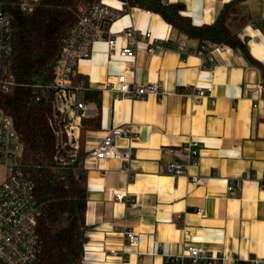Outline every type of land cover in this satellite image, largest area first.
I'll use <instances>...</instances> for the list:
<instances>
[{"label":"crops","instance_id":"obj_1","mask_svg":"<svg viewBox=\"0 0 264 264\" xmlns=\"http://www.w3.org/2000/svg\"><path fill=\"white\" fill-rule=\"evenodd\" d=\"M231 1L163 0L183 3L195 25L214 23ZM102 2L120 12L124 8L120 0ZM243 16L250 22L238 29L239 37L261 66L229 46L216 51L210 63L196 54L182 56L173 45L201 42L140 8L121 14L111 32L128 27L151 32L160 43L152 54L142 40L134 55L121 57L125 40L118 38L112 52L108 40L99 39L90 57L79 62L81 77L101 94L100 105L87 101L88 118H98L101 129L86 135L89 230L84 264H177L173 259L190 244L220 256L221 264H264V31L254 25L264 22V0L240 3L229 23L233 30ZM119 76L138 85L159 83L161 93L116 98L103 87ZM198 88L207 90L199 101L192 96ZM116 126L138 134L128 165L90 156ZM191 141L202 144L199 162L184 173L169 174L170 163H186L184 146ZM194 177L204 178L203 183L196 184ZM116 193L127 194L138 206L129 208ZM128 232L138 236L137 244L127 241Z\"/></svg>","mask_w":264,"mask_h":264},{"label":"trees","instance_id":"obj_2","mask_svg":"<svg viewBox=\"0 0 264 264\" xmlns=\"http://www.w3.org/2000/svg\"><path fill=\"white\" fill-rule=\"evenodd\" d=\"M100 1L35 0L31 1L32 12H28L22 9V0H0L3 12L11 22L13 53L9 72L16 82L8 90L0 89V109L13 120L24 146L20 159L22 171L33 181L35 197L42 204L36 225L39 255L33 264H84L89 230L85 220V143L87 132L100 130L101 123L98 118H83L79 146L73 156V148L65 143L64 137L65 144H61L53 125L54 97L43 89L36 95L23 84H45L54 80L57 61L78 16ZM120 1L124 3L121 14L132 8L153 12L189 39L227 45L239 50L250 63L261 66L251 57L247 42L238 34V29L250 19L241 17L236 30L229 25L244 0L227 3L214 23L203 25H195L184 14L185 5L180 2ZM254 25L264 31V22H254ZM261 68L264 98V67ZM86 99L100 105V91L89 88Z\"/></svg>","mask_w":264,"mask_h":264},{"label":"built area","instance_id":"obj_3","mask_svg":"<svg viewBox=\"0 0 264 264\" xmlns=\"http://www.w3.org/2000/svg\"><path fill=\"white\" fill-rule=\"evenodd\" d=\"M32 0H22L23 10L32 12ZM121 15L102 1L95 3L85 14L78 16V21L72 30L56 64L55 78L52 82L42 84H23L30 87L34 94L39 95V89L46 90L54 97L53 125L61 144H69L73 148V156L79 146L83 118L89 116L86 92L89 86L81 77L78 64L92 53V45L99 39L108 40L112 52L115 51L118 38L125 40L127 45L118 51L121 57L132 56L135 45L144 40L148 53L152 54L160 45L152 38L151 32L140 31L128 27L119 34L111 32L112 24ZM12 30L10 19L4 14L0 3V89L8 90L16 85L9 72L13 53ZM182 55L196 54L204 62L214 61L216 51L227 49V45L211 42H201L196 47H190L186 41L172 46ZM104 89L116 93V98L125 97L131 100L159 96V83L133 84L125 76H119L109 81ZM204 89L198 88L192 96L198 101L206 95ZM39 99V97H37ZM216 101L212 100V104ZM264 105V98H263ZM254 106H257L256 104ZM66 139L64 143L62 138ZM125 138L126 145L118 140ZM138 139V134L129 127L116 126L110 128L100 144L91 152L94 159H117L128 165L132 159V147ZM63 142V143H62ZM24 146L14 128L12 118L0 109V168H3L4 178L0 180V264H33L39 255V237L36 231L37 219L41 213L42 204L35 197L33 181L22 171L21 157ZM202 144L191 141L184 146L186 163H170L166 171L176 175L184 173L190 166L199 162ZM196 184L203 183L204 178L194 177ZM234 190L233 186L229 187ZM119 201H124L129 208L135 209L137 201L127 194L116 193ZM204 214V211L200 212ZM127 241L134 245L138 236L133 232L126 234ZM177 264H221L218 255L211 254L196 244H190L184 252L173 259ZM250 264H261L254 260Z\"/></svg>","mask_w":264,"mask_h":264},{"label":"rangeland","instance_id":"obj_4","mask_svg":"<svg viewBox=\"0 0 264 264\" xmlns=\"http://www.w3.org/2000/svg\"><path fill=\"white\" fill-rule=\"evenodd\" d=\"M3 178H4L3 168H0V180H3Z\"/></svg>","mask_w":264,"mask_h":264}]
</instances>
